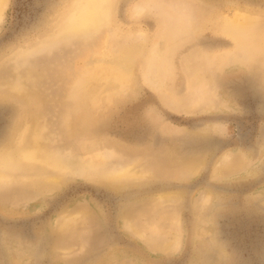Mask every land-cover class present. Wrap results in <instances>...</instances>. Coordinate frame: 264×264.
<instances>
[{
    "label": "rangeland",
    "instance_id": "374dc122",
    "mask_svg": "<svg viewBox=\"0 0 264 264\" xmlns=\"http://www.w3.org/2000/svg\"><path fill=\"white\" fill-rule=\"evenodd\" d=\"M262 32L264 0H3L0 264H264Z\"/></svg>",
    "mask_w": 264,
    "mask_h": 264
},
{
    "label": "bare ground",
    "instance_id": "6f19581e",
    "mask_svg": "<svg viewBox=\"0 0 264 264\" xmlns=\"http://www.w3.org/2000/svg\"><path fill=\"white\" fill-rule=\"evenodd\" d=\"M92 1V0H91ZM2 3H3V0H0V9H1V6H2ZM80 3H82V2H80ZM105 3V2H104ZM84 4V3H83ZM97 4V3H96ZM99 7V6H98ZM98 7H96L95 5H93V4H84V5H80L79 7H78V10L76 11V13L73 15V19L75 20V24H78V25H84V24H86L88 21H90L91 19L93 20L94 18V21L96 22V17L98 16V12H99V10L97 9ZM71 10H73V9H71ZM237 11V10H236ZM73 12V11H72ZM103 13H105V12H103ZM106 13H107V11H106ZM106 13H105V15H106ZM108 14V13H107ZM241 14V13H240ZM247 14V13H246ZM239 16V15H238ZM109 17V16H108ZM245 17H248V15L247 16H245ZM244 17V18H245ZM98 18V17H97ZM251 18V17H250ZM109 19V18H108ZM237 19V18H236ZM248 19V18H247ZM91 20V21H92ZM110 20V19H109ZM250 20V19H249ZM94 21H92V22H94ZM235 21V20H234ZM245 21V20H244ZM257 21V20H256ZM99 23V22H98ZM97 23V24H98ZM241 23V22H240ZM96 24V23H95ZM239 24V23H238ZM238 24H236V25H238ZM247 24H248V21H247ZM251 24V23H250ZM68 25H70V24H68ZM73 25V24H72ZM92 25V24H91ZM88 27H91V26H89L88 25ZM93 28H95L96 29V26H92ZM242 27H243V29H245V26L244 25H242ZM246 27H248V25L246 26ZM92 28V29H93ZM82 29V28H81ZM90 29V28H89ZM89 29H88V31H89ZM73 31V30H72ZM80 31V30H79ZM78 31V32H79ZM244 31V30H243ZM245 32V31H244ZM262 34H264L263 32H262ZM252 36V35H251ZM249 43H252V42H249ZM254 43H256V42H254ZM261 44L259 45V46H264V38L261 40V42H260ZM248 44V43H247ZM246 44V45H247ZM238 45V44H237ZM240 45H242V44H240ZM239 45V46H240ZM244 45V44H243ZM252 45H253V43H252ZM160 47H162V44H160L159 45ZM254 47H255V45H253ZM159 47V48H160ZM249 47V46H248ZM250 47H252V46H250ZM248 48V49H251V48ZM257 47H258V44H257ZM158 48V47H157ZM236 48H238L237 46H236ZM235 48V49H236ZM240 48H241V46H240ZM239 48V49H240ZM262 48V47H261ZM260 48V49H261ZM161 49V48H160ZM160 49L158 50V51H160ZM259 49V48H258ZM258 49H256L257 50V52H258ZM161 50H163V47H162V49ZM237 50V49H236ZM247 51V50H246ZM250 51H252V50H250ZM249 51V52H250ZM237 52V51H236ZM160 53H162V51H160L159 52V54ZM245 53V52H244ZM250 53H254V50H253V52H250ZM249 53V54H250ZM262 53H264V52H262ZM236 54H240L239 53V51L236 53ZM246 54H248V53H246ZM248 54V55H249ZM255 54V53H254ZM258 54V53H257ZM251 55V54H250ZM250 55H249V58H250ZM154 55H152V58H155V57H153ZM161 56V55H160ZM238 56V55H237ZM255 56V55H254ZM159 57V56H158ZM243 57V56H242ZM245 59V58H244ZM247 59V58H246ZM253 59V58H252ZM240 60V59H239ZM123 61H125V60H123ZM128 61H130V59H128ZM122 62V61H121ZM126 63H127V61L124 63L123 62V64H124V66H126ZM127 64H129V63H127ZM117 65V64H116ZM117 67H119V66H117ZM127 68H128V66H126ZM113 68H114V66H113ZM121 68V67H120ZM126 68V69H127ZM117 70H118V68H116ZM125 69V68H124ZM120 71H121V69H120ZM128 71H129V74H130V67H129V69H128ZM126 72H127V70H126ZM125 77V76H124ZM127 77V76H126ZM155 79V78H154ZM110 80V79H109ZM155 80H157V79H155ZM112 81V80H111ZM110 81V82H111ZM107 82V81H106ZM109 83V82H108ZM108 83H107V85H108ZM113 83V82H112ZM111 83V84H112ZM110 84V83H109ZM105 85H106V83H105ZM105 86V87H108V86ZM111 86V85H110ZM112 87H114V86H112ZM111 87V88H112ZM109 89V88H108ZM110 95V94H109ZM110 97V96H109ZM54 157H55V159H57L58 160V158H59V154L58 155H54ZM127 182V181H126ZM128 222V221H127ZM127 224V223H126ZM176 239V238H175ZM175 242V241H174Z\"/></svg>",
    "mask_w": 264,
    "mask_h": 264
}]
</instances>
